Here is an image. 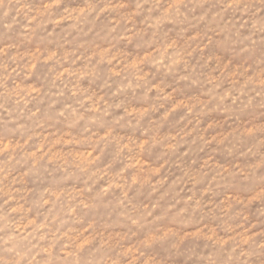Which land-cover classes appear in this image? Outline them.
Segmentation results:
<instances>
[{
	"label": "rangeland",
	"instance_id": "rangeland-1",
	"mask_svg": "<svg viewBox=\"0 0 264 264\" xmlns=\"http://www.w3.org/2000/svg\"><path fill=\"white\" fill-rule=\"evenodd\" d=\"M0 264H264V0H0Z\"/></svg>",
	"mask_w": 264,
	"mask_h": 264
}]
</instances>
